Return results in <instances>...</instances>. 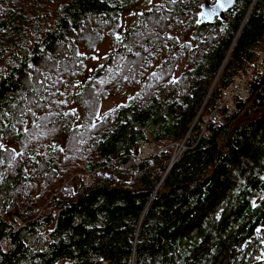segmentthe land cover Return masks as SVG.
Wrapping results in <instances>:
<instances>
[{
    "label": "trees",
    "instance_id": "obj_1",
    "mask_svg": "<svg viewBox=\"0 0 264 264\" xmlns=\"http://www.w3.org/2000/svg\"><path fill=\"white\" fill-rule=\"evenodd\" d=\"M147 1L0 0V264H264V0Z\"/></svg>",
    "mask_w": 264,
    "mask_h": 264
},
{
    "label": "rangeland",
    "instance_id": "obj_2",
    "mask_svg": "<svg viewBox=\"0 0 264 264\" xmlns=\"http://www.w3.org/2000/svg\"><path fill=\"white\" fill-rule=\"evenodd\" d=\"M152 2H160V0H149L143 5V7L148 6ZM135 12H136L135 9H134V11H132V9H131L129 11H125L124 13H121V15L118 17V21H119L118 24H120L121 20H124L125 22L132 21L134 19V17L136 16ZM122 26H124V25H122ZM105 28L106 27H104L103 29H105ZM114 29L115 28L110 29V30H107V29L105 30L104 37L101 39V41L97 45L95 53L89 56V58H88L89 62H97V61H99L102 58V55H106L113 48V43L114 42L112 41V37H113ZM123 31H124V29L122 30V33H123ZM185 65H186V59L182 58L179 61V63L177 64V66H176L177 72L182 71ZM212 86L210 87V90H211ZM134 95H135V91L131 90V89L119 90V91L110 90L108 93H106L101 98L100 104L98 106V114H99V116H101L103 113H105L109 109H111V108H113V107H115V106H117L119 104L126 103L127 101H129L130 98H133ZM76 110H77V113H76V115L74 117V121L75 122H77V121L80 122L83 119V117H84L83 110L80 107H77ZM217 110L220 113L230 112V111L233 110V106H222V107L221 106L220 107L217 106ZM211 114L212 113L209 114L208 119H209V117H211ZM216 117L218 118L219 122H222V115L221 114H220V116H216ZM208 119L206 118V121H208ZM152 147H153V145L150 144V143L146 144V145H143L142 148H141L142 153L143 154L144 153L147 154L148 152H150L152 150ZM183 148L184 147L182 146V144H179V145L176 144V147H175V149H174V151L172 153V157L171 158H173L174 156L178 155V153ZM15 219L20 221V219H18L17 217H15ZM35 239H38V238H35Z\"/></svg>",
    "mask_w": 264,
    "mask_h": 264
},
{
    "label": "built area",
    "instance_id": "obj_3",
    "mask_svg": "<svg viewBox=\"0 0 264 264\" xmlns=\"http://www.w3.org/2000/svg\"><path fill=\"white\" fill-rule=\"evenodd\" d=\"M254 68H263L264 67V47L257 51L256 54L252 58ZM248 76H242L234 78V80L230 83V85L226 88L224 95L222 96V101L218 102V106H232L231 102L229 103L231 97H239L242 100L246 99L249 96L248 86L245 82H247ZM227 102V103H226ZM152 151V150H151ZM148 152L147 154L151 153ZM144 153V155H147Z\"/></svg>",
    "mask_w": 264,
    "mask_h": 264
},
{
    "label": "water",
    "instance_id": "obj_4",
    "mask_svg": "<svg viewBox=\"0 0 264 264\" xmlns=\"http://www.w3.org/2000/svg\"><path fill=\"white\" fill-rule=\"evenodd\" d=\"M233 2H234V0H215V2L212 4L205 3L202 6V9L200 12V17L201 18H207V17H213L215 15L222 17L224 14V11L227 8H229L233 4ZM242 24H243V22H242ZM242 24H241L240 28L242 27ZM240 28H239V30H240ZM216 77H215V79H216ZM215 79H214V81H215ZM214 81H213V83H214ZM213 83H212V85H213ZM208 94H209V92L207 93V95Z\"/></svg>",
    "mask_w": 264,
    "mask_h": 264
}]
</instances>
